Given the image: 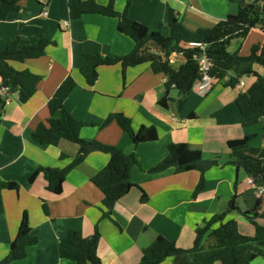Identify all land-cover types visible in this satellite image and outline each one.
Masks as SVG:
<instances>
[{"label": "crops", "instance_id": "crops-1", "mask_svg": "<svg viewBox=\"0 0 264 264\" xmlns=\"http://www.w3.org/2000/svg\"><path fill=\"white\" fill-rule=\"evenodd\" d=\"M95 1L100 5L109 2ZM68 3L69 0H22L18 4L20 9L0 22V50L16 39L20 48L31 46L41 37L55 42L41 58L10 63L14 69L30 71L42 80L28 102L22 104L16 93L9 105L0 108V182L20 186L19 191H0L4 202V213L0 214V261L8 255L25 212L38 244L28 249L25 259L12 264H76L60 258L61 240L69 231L92 236L97 226L102 236L98 248L102 264H137L144 250L159 236L174 241L179 248L189 249L194 244L196 228L227 213L233 197H237L240 210L228 212L226 220H236L239 227L240 223L248 224L247 233H241L252 236L254 228L243 213L254 210L261 200L256 221L264 226V198L256 195L246 173L230 164L228 142L253 136L258 140L252 144L251 141L250 146L264 149L262 130L244 126L236 104L239 94L248 91L256 78H242L238 86L230 88L225 86L233 76L230 73L226 79L215 82L206 96L192 91L182 110L177 106L176 89L170 92L174 101L168 108L159 104L167 78L155 74L150 64L126 70L121 64L101 66L96 84L89 87L81 73L86 55L124 56L132 52L135 43L119 32L117 18L91 14L71 21ZM115 9L119 13L127 10L131 19L154 31L167 23L173 10L188 30L196 31L212 28L229 14H237L239 4L226 0H115ZM240 40L232 41L230 52L249 56L253 46L264 44V31L256 27ZM148 49L156 52L151 45ZM170 61L176 67L185 63L183 56L177 54ZM256 70L264 74L262 68ZM69 76L77 86L65 106L77 120L88 124L81 137L118 147L134 154L139 162L131 174L134 187L116 203L112 220L103 218L104 194L92 182L109 163L108 154H90L68 174L61 195L47 190L42 174L30 182L40 167L64 169L78 155L79 146L75 143L62 140L57 146L39 145L32 137L40 124L48 125L49 101ZM114 114L130 119L135 132L142 127H154L158 140L135 146L116 121L100 126ZM178 143L202 151L207 161L218 159V165L205 173V187L197 196L194 191L201 179L199 171L149 172L168 156L169 145ZM143 192L146 202L141 200ZM209 243L206 239L204 245ZM182 259L176 256L162 264H179Z\"/></svg>", "mask_w": 264, "mask_h": 264}, {"label": "trees", "instance_id": "trees-1", "mask_svg": "<svg viewBox=\"0 0 264 264\" xmlns=\"http://www.w3.org/2000/svg\"><path fill=\"white\" fill-rule=\"evenodd\" d=\"M20 1L22 0H0V22L5 21L11 12L20 9L18 5ZM226 1L239 4L238 13L229 14L226 19L219 21L212 28L188 30L174 11L170 10L167 23L163 24L160 30L154 31L131 19L127 10L119 13L115 9V0H109L107 5H100L95 0H69L71 21L91 14L117 18L119 32L130 37L135 43L132 52L124 56L110 58L86 55L81 73L87 85L91 87L96 84L99 76L98 69L101 66L121 64L123 70H126L150 64L155 74H164L167 78L166 91L159 104L168 108L170 102L174 101L170 92L176 89L179 95L177 106L182 110L193 91L195 82L200 78L197 58L204 51L214 63L211 75L216 83L226 79L230 73H233V76L225 83V86L230 88L238 86L242 78L251 76L256 78L248 91L239 94L236 104L243 117L244 126L264 122V74L261 75L256 70L260 67L264 71V44L253 46L249 56H241L238 52L231 53L229 50L233 40L246 39L254 28L261 27L264 31V11L259 12L249 7V5H255V7L264 8V0H254L251 4L246 3L247 0ZM243 2L246 3L245 6L241 5ZM129 5L130 3L128 7ZM163 29H166L167 33H163ZM191 43L202 44L204 50L191 46ZM19 45V39H16L5 49L0 50V88L10 87L12 93H17L19 101L24 104L36 94L42 77L30 71H18L10 63L41 58L45 56L47 48L55 45V42L41 37L31 46L20 48ZM150 45L156 49V52L148 49ZM173 54L183 56L185 63L179 67L174 66L170 61ZM76 86L71 76L63 81L49 101L51 118L48 125L40 124L32 137L39 145L57 146L62 140L75 143L79 146L78 155L64 169L40 167L31 176L30 182L42 174L47 182V190L55 195H61L68 174L84 162L90 154L94 152L108 154L109 163L92 178V182L104 194L103 218L112 220L116 203L129 194L134 187L131 174L139 162L134 154H127L118 147L97 141H87L81 137L82 129L88 124L77 120L65 106L66 100ZM2 107L4 106L0 98V108ZM113 121H116L131 137L135 146L158 140V133L154 127H142L139 132H135L132 121L120 114L110 115L100 123V126L106 127ZM253 138V136H246L228 142L232 159L230 164L238 170H243L258 185L264 186V149L252 148L250 142ZM168 150V156L149 172L160 173L173 169L176 174H180L192 170L199 171L201 179L194 191V196H197L205 187V173L218 165L217 157L207 161L202 151L191 149L185 143L170 144ZM2 190L19 191L20 186L15 182H0V191ZM141 200L147 201L145 192L142 193ZM261 202V200L258 201L254 210L243 213L254 228L252 236L241 233L236 220H226L228 212L240 210L237 197H233L227 213L216 215L196 228L192 248H179L174 241L159 236L144 250L137 264H162L176 256L183 257L179 264H254L258 258H264V226L256 221ZM2 213H4V202L0 194V214ZM101 237L98 226L94 234L89 237L77 231H69L60 242V258L71 260L76 264H102L98 255ZM206 239L210 241L207 246L204 245ZM36 244L38 239L32 233L29 216L25 212L10 251L0 264H12L25 259L28 256V249Z\"/></svg>", "mask_w": 264, "mask_h": 264}, {"label": "built area", "instance_id": "built-area-1", "mask_svg": "<svg viewBox=\"0 0 264 264\" xmlns=\"http://www.w3.org/2000/svg\"><path fill=\"white\" fill-rule=\"evenodd\" d=\"M46 15L47 12L44 11V16ZM191 46L199 47L204 50V46L199 43H191ZM197 61L200 70V78L195 82L193 91L201 96H206L213 90L216 82L215 78L211 75L214 63L204 51L197 58ZM12 95L13 93L10 87L3 86L0 88V98L3 102V106H7L12 102ZM248 183L253 187L258 197L264 198V186L258 185L252 178H249Z\"/></svg>", "mask_w": 264, "mask_h": 264}, {"label": "rangeland", "instance_id": "rangeland-1", "mask_svg": "<svg viewBox=\"0 0 264 264\" xmlns=\"http://www.w3.org/2000/svg\"><path fill=\"white\" fill-rule=\"evenodd\" d=\"M167 33V32H166ZM240 41H242V40H240ZM252 127H259V129H261L262 130V133H263V123H259V124H256V125H253ZM262 137H263V135H262ZM258 139L257 138H254L253 140H252V142H251V144L252 143H254V142H256ZM240 227H241V232H243V233H245L246 231V227H248L249 228V225L248 224H245V223H240ZM247 233V232H246ZM264 261V258H258L255 262H254V264H259L260 262H263Z\"/></svg>", "mask_w": 264, "mask_h": 264}, {"label": "water", "instance_id": "water-1", "mask_svg": "<svg viewBox=\"0 0 264 264\" xmlns=\"http://www.w3.org/2000/svg\"><path fill=\"white\" fill-rule=\"evenodd\" d=\"M241 5H242V6H245L246 3L243 2ZM249 7H250L251 9H256V10L259 11V12L264 11V8H262V7H255V5H249Z\"/></svg>", "mask_w": 264, "mask_h": 264}]
</instances>
